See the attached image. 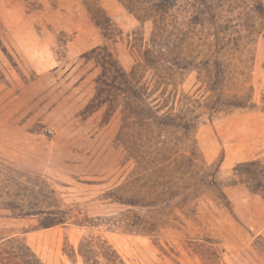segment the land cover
<instances>
[{"label": "rangeland", "instance_id": "374dc122", "mask_svg": "<svg viewBox=\"0 0 264 264\" xmlns=\"http://www.w3.org/2000/svg\"><path fill=\"white\" fill-rule=\"evenodd\" d=\"M230 1L227 34L257 28L222 87L251 104L213 112L204 53L168 49L187 24L182 51L205 49L196 8L217 0H0V264H264V196L234 174L264 158V19ZM101 58L191 128L126 113Z\"/></svg>", "mask_w": 264, "mask_h": 264}, {"label": "trees", "instance_id": "16d2710c", "mask_svg": "<svg viewBox=\"0 0 264 264\" xmlns=\"http://www.w3.org/2000/svg\"><path fill=\"white\" fill-rule=\"evenodd\" d=\"M225 1L228 4L227 9H224L223 2ZM243 2H248V4H250L249 9L254 12L258 18L264 19V4L262 1L243 0ZM202 3L204 4L203 10L197 7L196 13L198 15H208V17H206V19H201L200 25L202 30L200 31V34L205 28H213V39L203 43L202 45L205 46V49L202 51H197L195 55L193 54L195 49L192 46V41L188 42L190 48L188 46L186 51H182V44H184L186 40L192 39V36L189 35L192 33V30H190V26L192 24H187L189 26V32L178 30L175 40L176 42L173 43L172 48L168 49V51H170L169 53L173 55L172 64L179 67V64H181L183 61L191 65V62H193L196 56L204 53L206 59L203 61L205 66L202 67V70H205L208 89L211 92L209 98L210 100L206 106L209 107L213 112L220 111L221 109L248 107L251 104H248L251 96L246 97L243 95L239 96L237 94H225L221 81L223 79L221 76L225 72V66L221 57L228 50H236L240 46L241 40L243 38L249 37L254 32H256V23L252 22L239 24L241 27L239 29L233 30V32H236L238 35L236 37H230V35L227 34V31L232 27L230 25H223L222 23H219V21L224 18L226 14L231 13V11L234 9V6L231 5V1L217 0V3H211L208 6L204 2ZM150 8H155L153 10L165 13V7L161 5L151 3ZM143 10L146 11L149 9L143 8ZM222 12L226 13L222 14ZM197 18L199 19V17ZM227 21L229 20L227 19ZM190 23L196 24L198 22L191 21ZM205 24L207 27H205ZM243 30L246 31L245 34L241 33ZM206 35H210V32H206ZM159 51L161 54H164L162 50ZM98 62L101 64L104 73H109L115 79L121 81L122 87L118 89L124 93L125 97L127 98V105L125 107L126 113L128 112V114L133 115L139 121L144 122V124L153 120L159 125L161 124L176 129H182L183 131H188L191 128L194 117H190L187 112L182 113L180 111L179 113L173 114L172 111L167 110L162 114H158L162 108H154L156 104L151 105L152 101L148 100L150 97L148 88L145 83H142L141 80L136 77L135 67L130 72H126L124 70H118L116 64H114V61L112 60H105V58H101L98 60ZM234 174L238 177L239 182L245 184L252 191L260 193L264 196V158L253 159L238 164L234 168ZM82 255L86 259V256L83 253ZM108 260L112 261L111 259Z\"/></svg>", "mask_w": 264, "mask_h": 264}]
</instances>
